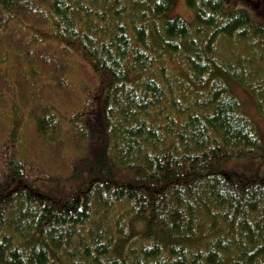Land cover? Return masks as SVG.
<instances>
[{"label": "trees", "instance_id": "16d2710c", "mask_svg": "<svg viewBox=\"0 0 264 264\" xmlns=\"http://www.w3.org/2000/svg\"><path fill=\"white\" fill-rule=\"evenodd\" d=\"M240 1L0 0V264H264L230 87L264 116V1Z\"/></svg>", "mask_w": 264, "mask_h": 264}, {"label": "rangeland", "instance_id": "374dc122", "mask_svg": "<svg viewBox=\"0 0 264 264\" xmlns=\"http://www.w3.org/2000/svg\"><path fill=\"white\" fill-rule=\"evenodd\" d=\"M247 3L250 2L247 1ZM227 4L231 6H237V5L241 6L244 3L243 1L240 0H227ZM258 4H259L258 6H260L264 10V3L262 2V4L261 3ZM172 10L174 11L173 13H178L181 17L185 18L187 21H189L192 18V10L186 5L185 0H174ZM252 16L255 19H258L255 13H252ZM74 66L75 68L73 69L72 75H74L76 79L82 77L83 75L85 76V71L81 70L82 67L80 66V64H75ZM6 69L10 70L12 69V67H8ZM230 87L233 94L241 98L243 102L244 110L253 119L256 127L259 130L260 137L264 141V116L259 112L257 106H255L256 104L254 99L243 86H240L237 83H231ZM72 97L75 100L78 97L77 92L76 94L72 95ZM81 106H84V102L81 103ZM73 151L77 152L74 148ZM256 162L253 163L254 166L252 168L255 169L257 172H264V156L261 159H256ZM135 227L140 228V224L135 222Z\"/></svg>", "mask_w": 264, "mask_h": 264}]
</instances>
